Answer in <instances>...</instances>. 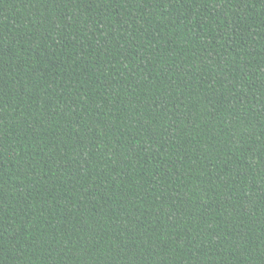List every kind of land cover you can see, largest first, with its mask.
I'll list each match as a JSON object with an SVG mask.
<instances>
[{
    "label": "trees",
    "instance_id": "16d2710c",
    "mask_svg": "<svg viewBox=\"0 0 264 264\" xmlns=\"http://www.w3.org/2000/svg\"><path fill=\"white\" fill-rule=\"evenodd\" d=\"M0 264H264V0H0Z\"/></svg>",
    "mask_w": 264,
    "mask_h": 264
}]
</instances>
